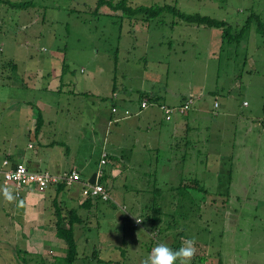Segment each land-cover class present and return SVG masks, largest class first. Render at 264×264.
<instances>
[{
    "label": "rangeland",
    "instance_id": "rangeland-1",
    "mask_svg": "<svg viewBox=\"0 0 264 264\" xmlns=\"http://www.w3.org/2000/svg\"><path fill=\"white\" fill-rule=\"evenodd\" d=\"M4 1L0 159L12 150L30 158L46 150L31 122L48 103L52 107L42 111L44 139H66L78 158L91 160L82 173L84 187L90 166L100 162V133L91 128V119L96 112L105 115L113 97L134 99L142 83L155 90L171 88V99L176 92L177 99L195 97L186 114L194 129L188 135L195 139L189 149L193 160L170 158L183 152L171 155L166 145L165 155L149 166L137 143L134 159L122 160L116 178L109 175L111 161L102 165L110 200L78 209L83 221L75 224V239L82 258L73 264L83 259L86 264H141L160 244L162 231L171 241L182 230V243L195 241L193 264H264V37L257 34L255 20L241 37L234 36L250 15L264 22V0H129L132 6L172 4L187 14L225 20L232 39L224 43L220 28L187 25L171 12L143 21L109 8L95 13L97 0H9L32 2L28 8ZM172 21L179 24L172 28ZM54 126L61 129L54 131ZM195 177L208 191L178 189ZM153 184L162 191L149 190ZM23 191L15 196L14 186L0 180V264H64L66 244L57 234L50 247L40 242L39 232L32 235ZM44 194L40 210L46 208L54 222L55 191L50 186ZM74 205L65 201L62 206ZM153 210L160 219L149 218ZM138 216L143 222L135 225ZM28 243L35 244L32 252L25 251ZM200 257L205 258L201 263Z\"/></svg>",
    "mask_w": 264,
    "mask_h": 264
},
{
    "label": "crops",
    "instance_id": "crops-1",
    "mask_svg": "<svg viewBox=\"0 0 264 264\" xmlns=\"http://www.w3.org/2000/svg\"><path fill=\"white\" fill-rule=\"evenodd\" d=\"M178 24L179 23H177L176 25L174 24L171 27L173 28ZM171 59L173 60V63L174 61H177L174 58ZM114 88H112V91H114ZM155 89L156 87L154 85H151L150 87H146L142 83V89L138 90L139 93L149 94L150 96L149 95L146 96H149L151 100V103L144 107L140 106V100L144 95L141 96L140 98V95L138 94L137 91L138 95H136L134 99L127 95L117 94L115 97H113L111 101V109L105 110L106 112L105 115H100V113L98 112L95 113V115L91 119L92 122L91 128L95 130L96 134L100 133V138L99 135H97L96 137V139L101 142L100 156H99L100 162H98L96 165L93 164V166H90L91 168L90 170H88V174L86 175L87 179L94 171L97 172L99 169L103 170V175H104V173H106V170L105 168L102 167V165H106L110 161L112 162V167L110 169L109 175L112 178H116L121 172L119 170V166H121L122 160H124L125 158L131 160L134 159L135 157L134 149L136 148L137 143H140V147H142V158L144 160L149 161L148 164L149 166H152L154 164L153 163L154 160H160V158L163 157L164 152L162 150L164 149L163 146L166 145H170L169 147L171 150V155H173L174 153H178L176 151L183 152L181 156L176 155L175 157H170V158L172 159L175 158L176 161L193 160V157L190 154L189 149L195 147L191 145V143L195 139L189 137L188 135L189 132L193 131L194 129H191L190 123L188 121V116L186 114L188 110L191 108V105L193 104V100L195 97L184 95L178 97L177 99L176 95L178 94V92H176L174 98L171 99V97L167 95V90L172 92L171 88L167 89L164 87L163 90H155ZM188 98L192 99V103L189 109L185 113L180 114L174 111V113L171 115L170 118L168 119L165 118L164 112L159 107V103H165L169 106L178 107L179 105L183 104ZM47 100L55 101V99H51V98H47ZM134 100L136 101L135 103ZM215 102H217L216 105ZM26 104L29 106L30 102H27ZM243 104H247L246 100H243ZM213 105L218 106L219 105L218 101L214 100ZM199 106L201 108H205L203 104ZM45 107H52V105L51 104L49 105L48 103H43L42 110L37 107L38 108L37 111L42 116L43 121L41 123L39 130L36 131L35 133H36V137H40L42 139L41 142L43 144L42 147L46 148V150H44L43 153L40 150L36 151L31 158L26 154L13 150L10 152H6L4 156L9 155L12 159L11 161L13 164L19 162L25 164L28 168L33 170H39L40 166L42 165L46 166L47 167L46 169L52 171H62L74 167L80 171L81 178L83 179L84 176L82 173H86L87 167L90 165V163H92L91 160L89 161V160H84L82 158H78L77 157L78 155L76 153L74 154L71 144L66 139L65 140L56 139L55 137L52 139H44L45 132L42 129H43V124L45 122V118L42 111L45 110ZM113 107L116 108L114 112L112 111ZM126 109L129 111L128 113L125 112ZM57 116H58V111H55V116L53 117L57 119ZM56 122L57 120H55V123ZM32 124L34 125L35 128V121L33 123L32 120L31 125ZM53 129L54 131H56L57 129H61V127L54 126ZM127 130L130 131L128 135H125ZM129 135L134 136V138L128 139ZM29 147H33V145L30 143ZM124 152H127L128 154H124ZM104 154H106L107 162L105 164H101L102 163L101 159L103 158ZM181 180H183V178ZM181 180L180 182H182ZM81 186H82L81 181L74 182L71 185H66L60 190H58L56 186H51L55 191V195L51 199L52 200L51 203L53 205V214L54 212H56V206L61 207V213L63 215L66 214L68 208L62 206L65 201L68 203H70V201L74 202L75 205L70 206L69 208L71 207L76 208L78 214H80L78 211L79 208L81 207L87 208L81 205V202L85 197L82 194ZM155 188L157 189L159 188L158 191H162L160 187L154 186V184L149 190L154 192L153 190ZM169 189L171 191L175 190V188L171 186L169 187ZM107 190L110 193L109 188ZM44 198H45L44 191L43 193L42 192L36 193L31 190L24 194L23 202L26 205V209H27L26 216L30 221L29 223L32 229L31 231L33 232L32 235L34 236L35 233L39 232L41 235V239H43L40 242H43V246L46 245V247H50L49 242L52 239H54L55 236H57L55 235L57 233H55L56 232L55 224H54L55 219L53 222L51 221V219L47 217L48 215L46 208L43 211L40 210L41 209L40 207L44 206L43 204ZM57 202L60 203L61 205H59ZM95 203H97V200H94V198H92L89 208L94 206ZM64 208L66 209V211H64ZM41 214L43 216L42 217L43 223L37 224L38 221L36 219L38 218V215ZM120 217L123 218L122 215H120ZM34 221L36 222L34 223ZM32 235L29 234V237H31ZM160 235L161 236L158 237L160 239H157L160 244L161 243L165 244L170 242L171 245L178 242V240L175 239L176 237H174L173 234L171 235V241H170V234H165L166 237H164V232L162 231ZM27 245H28L27 250L25 251L32 252L31 248L32 246H35V244L28 243ZM46 247L41 249V251L44 252V250H46ZM145 259L146 256H143V261ZM203 260H205V258L200 257L198 262L201 263Z\"/></svg>",
    "mask_w": 264,
    "mask_h": 264
},
{
    "label": "trees",
    "instance_id": "trees-1",
    "mask_svg": "<svg viewBox=\"0 0 264 264\" xmlns=\"http://www.w3.org/2000/svg\"><path fill=\"white\" fill-rule=\"evenodd\" d=\"M5 2V1H4ZM5 3H8V5L15 6V7H23V8H28L31 6L33 3L32 2H11L7 0ZM103 8H109L113 12H119L121 13V16H127V17H136L139 18L143 21L149 20V18H155L159 17L161 14H164V12H171L175 18H177L179 21H182L183 23L187 25H196V26H201L204 28H220L221 29V39L222 43L225 41H230L232 38H229L228 35L231 34V28L228 22L225 20L221 19H216L213 17H210L208 15H203L199 12L187 14L184 12H181L175 5L172 4H164V5H137V6H132L129 4V0H97V6L95 13L102 12L101 9ZM260 16L253 14L252 16L250 15L247 18V22L241 27L239 32L235 34L234 36L236 37H241L249 28L251 21L255 20L256 21V32L260 36L264 37V22L259 18ZM176 25L177 22L172 21V25ZM229 43V42H228ZM140 98L141 96H146L149 95L147 93H139ZM150 96V95H149ZM146 96V97H149ZM42 116L40 113L37 111L36 112V117H35V131H38L41 123H42ZM108 175L104 173V175L101 176L100 181L101 183L105 186V189H108L107 185V180L106 177ZM106 180V181H105ZM198 180L196 177L189 180L187 183L180 184L178 189L180 191L184 190L187 187H193L195 189V186L199 187L203 191H208L206 187L204 186H198ZM57 189L60 190L61 188L64 187L63 184H58ZM159 188H155L153 191L154 192H160L158 191ZM108 191V190H107ZM185 191V190H184ZM109 193V192H108ZM92 198L94 196H85L81 202V205L84 207L89 208ZM94 200H99L94 198ZM155 210L152 211V214L149 216V218L152 220H157L159 217L156 216L154 213ZM55 214V229L57 235L65 242L66 244V251L63 256L64 264H73V262L77 259L79 260L82 257H78V251H77V243H76V234H75V224L76 223H81L83 221V218L81 217L80 214L77 213V209L74 207L68 208L67 212L65 215L61 213V207L56 206V212ZM153 215V216H152ZM152 217V218H151ZM145 218V217H144ZM160 219V218H159ZM143 222V221H142ZM159 231L162 230L161 227L158 228ZM178 240L177 243L171 244V248L173 250H176L181 247L182 245V240L185 237L184 236V231L178 233L177 236H175ZM96 255V257H94ZM87 256V255H86ZM78 257V258H77ZM93 258H97V254L95 251L92 253ZM84 258V257H83ZM99 262H102L100 258H98ZM193 261V260H192ZM82 264H86L84 259Z\"/></svg>",
    "mask_w": 264,
    "mask_h": 264
},
{
    "label": "built area",
    "instance_id": "built-area-1",
    "mask_svg": "<svg viewBox=\"0 0 264 264\" xmlns=\"http://www.w3.org/2000/svg\"><path fill=\"white\" fill-rule=\"evenodd\" d=\"M151 103L149 97L143 96L140 100V106L144 107ZM192 103V99L188 98L183 104L178 107L169 106L165 103H159V107L164 112L165 118H170L172 112L174 113H185ZM217 102H215V105ZM116 108H112L114 112ZM126 113L129 111L126 109ZM11 157L9 155L3 156L0 159V180L3 184H11L14 186L15 196L21 197V191L27 193L29 191L43 192L47 187L57 186L58 184L71 185L74 182L82 181L81 173L77 168L66 169L62 171H52L48 169L43 170H33L28 168L22 163H12ZM101 164L107 162L106 154L103 155ZM103 175V170H98L96 172V177L101 178ZM86 186H81L82 194L85 196H94V198H99L104 201L110 200V195L105 189V186L101 183L89 182L88 179L85 183ZM137 218L140 222L137 223ZM135 225L142 223V217L138 216L135 218Z\"/></svg>",
    "mask_w": 264,
    "mask_h": 264
},
{
    "label": "clouds",
    "instance_id": "clouds-1",
    "mask_svg": "<svg viewBox=\"0 0 264 264\" xmlns=\"http://www.w3.org/2000/svg\"><path fill=\"white\" fill-rule=\"evenodd\" d=\"M140 219L137 218V223ZM196 245L193 239H186L180 248L173 250L167 244H157L142 264H192L196 255Z\"/></svg>",
    "mask_w": 264,
    "mask_h": 264
},
{
    "label": "water",
    "instance_id": "water-1",
    "mask_svg": "<svg viewBox=\"0 0 264 264\" xmlns=\"http://www.w3.org/2000/svg\"><path fill=\"white\" fill-rule=\"evenodd\" d=\"M88 181L93 183L94 181L96 183H99L100 182V179L96 177V172L94 171L88 178Z\"/></svg>",
    "mask_w": 264,
    "mask_h": 264
}]
</instances>
